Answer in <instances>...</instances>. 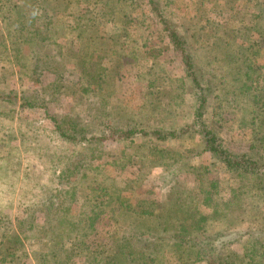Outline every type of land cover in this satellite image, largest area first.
Segmentation results:
<instances>
[{"label":"rangeland","instance_id":"rangeland-1","mask_svg":"<svg viewBox=\"0 0 264 264\" xmlns=\"http://www.w3.org/2000/svg\"><path fill=\"white\" fill-rule=\"evenodd\" d=\"M154 1L114 0L98 17L93 40L99 46L96 54L105 55L79 59L91 70L100 68L101 75L90 81L74 64L76 47L84 53L91 43L86 34L76 41L84 0H71L74 7L64 0H10L21 19L49 30L37 49L38 59L29 54L26 41L13 43L14 27L0 13V264H98L100 254H110L121 243L128 246L124 250L131 248L137 234L147 238L160 232L143 226V219L149 223L146 214L113 216L110 211L118 200L144 207L146 200L184 206L191 219L205 224L197 231L199 237H206V228L220 233L201 245L219 262L228 251L244 257L249 245L256 252L263 247L255 240L264 242V193L256 183L264 184V125L253 135L251 116L243 117L235 106L214 116L217 91L207 93V128L223 148L253 163L241 174L225 168L206 149L203 134L187 126L194 118L195 98L169 34L176 32L193 46L196 27L202 33L219 26L227 30L224 39L239 31L231 47L219 46V56L214 50L213 56L219 60L247 47L248 65L260 68L256 75L248 71L246 80H256L253 86L259 92L264 0ZM251 22L257 23L252 27ZM192 48L190 52L201 51L203 59L211 60L212 39L203 50ZM47 57L49 68L43 64ZM219 64L200 67L217 74L219 82ZM260 101L264 104V96ZM130 128L132 134H126ZM46 190L58 200L35 204ZM230 230L240 231L235 237L221 234ZM168 239H155L161 244L155 247L165 252ZM151 245L147 240L143 250ZM194 264H207L206 258Z\"/></svg>","mask_w":264,"mask_h":264},{"label":"trees","instance_id":"trees-1","mask_svg":"<svg viewBox=\"0 0 264 264\" xmlns=\"http://www.w3.org/2000/svg\"><path fill=\"white\" fill-rule=\"evenodd\" d=\"M47 1V0H46ZM65 3H69L70 7H74L71 0H64ZM87 3V7H85L82 10V14L78 16L79 23L77 28L79 29L76 32V41L82 42V36L83 35H90L87 36L89 41L91 43L86 44V47H89L87 51L83 53V50L78 49V55L76 57V63L75 65L82 68L84 73L81 75L88 79L89 81L92 80L95 75H101L100 68L97 71H94L93 69L87 68L88 65H83L85 62H80L79 59H81V56L86 55L88 58H93L95 55L100 58L102 55H97V48L99 47L96 42H94V31L93 27L98 26V19L99 16H104V10L106 8L113 7L114 0H84ZM136 1V0H131ZM147 2L151 4H155V1L153 0H147ZM10 3V0H0V13L3 22H5L7 25H12L14 27V30H12V35L14 37V42L17 43V41L24 40L26 41L29 46L31 47V51L29 52L30 55L37 54V49L39 45L44 42L48 36L45 34L49 32V30H39L36 25L33 23L34 21H31L29 19H21L19 13L17 12V6L14 3ZM32 4H37L35 1ZM101 4V5H100ZM79 9V8H77ZM95 12L97 14H95ZM140 16V15H139ZM142 16V15H141ZM32 17V16H31ZM76 18V19H78ZM128 20V17L125 16V21ZM257 23V22H256ZM256 23L251 22V26L254 27ZM203 27V26H201ZM204 28V27H203ZM194 32V39L193 46L197 49L195 50H203L205 48L206 41L210 42V39H212V45L213 49H209V52L211 54L210 59L207 61L203 59L201 51L199 53H195L193 51L190 52V50H194L191 46V43H187V39L182 38L179 36L176 32H171L169 34V38L171 42L173 43V47L175 51L179 53L180 58L182 59L181 67L184 68L185 78L188 77L190 80L191 88H192V94L195 98V103H193V109H194V118L191 123H187V126H191L192 128H197L198 132L203 134L205 143H206V149L216 156L222 164H224L225 168L232 170V171H245L250 169V167L253 165L252 161L247 159L245 155H236L235 153L227 150L226 148H223L222 145H220L219 137L212 132L210 129H208V124L203 119V114L205 112L206 104H207V93L210 94V92L216 90L215 99L216 101L219 100L217 103V106L213 108L212 114L216 117H220L219 110L221 108L235 106L238 109L241 110L243 117L245 115L251 116L250 123L252 124V132L253 135H258L260 132V129H262V125H264V104L260 101L261 98H263V94H260V91H264V75L262 77V86L260 88L259 92L255 91V88L253 84L256 80H252L251 82H248L246 80V77L248 75V71L252 72V74L256 75V70H258L260 67L258 66H249L248 60H250V52L248 51L247 47L242 48V46H239V48L234 51V54L231 56L225 55L224 58L218 57L219 46L227 45V47H231L233 42V38L236 37V35L239 33V31L236 32V35L232 37H225L223 36V33H227L226 29H222L219 26H216L215 28H211L209 31L206 30L205 32H200L202 28L196 27L195 29H192ZM210 33V37H209ZM241 37H243L245 34L240 31ZM200 36L201 38L203 36L206 37V39L209 38V40L204 39L199 40V38H196ZM224 39V40H223ZM147 41V40H146ZM202 41V44L200 43ZM94 42V43H93ZM146 43V42H145ZM200 43L199 45H197ZM79 44V43H77ZM264 45V37L261 39V43ZM92 47V48H91ZM213 50L217 53V56H213ZM45 56H49V52H44ZM250 54V56H247ZM80 57V58H78ZM250 57V58H249ZM36 58L38 59V54L36 55ZM46 59V58H45ZM49 61V57H47L46 60H44L43 64L46 65L47 68H49V64L51 62ZM92 62V61H91ZM95 62V61H94ZM98 61H96L97 63ZM212 62H219V70L221 73V81L216 82L217 80V74L205 72L201 69V64L208 65ZM42 64V65H43ZM93 68H97L95 64L91 63ZM98 64V63H97ZM218 64V63H217ZM49 65V66H48ZM52 65V64H51ZM52 67V66H51ZM94 71V72H93ZM94 75V76H93ZM80 78L82 79L83 77ZM207 78H206V77ZM226 76V77H224ZM204 77L206 79V82H203L202 78ZM99 81H102L100 79ZM236 82V83H234ZM101 83V82H100ZM219 89V94L218 90ZM218 99V100H217ZM25 101V100H23ZM28 106H33L32 103L27 102ZM24 106V104H23ZM234 108V107H232ZM55 120V118H53ZM64 119H62L63 121ZM57 121V120H55ZM243 122V121H242ZM58 127H60V124L56 122ZM134 131L133 133H135ZM63 133V132H61ZM132 134V129L126 131V134ZM73 137V136H72ZM256 175V174H255ZM255 175H253V178L255 179ZM94 176H97L95 174ZM243 179V177H240ZM254 183V182H253ZM258 186L261 189H263L264 193V184L260 185L261 181L256 182ZM174 188V187H172ZM46 194L42 193L39 197V199L36 201L35 204L44 206L45 204L49 203L51 204L52 201H57L59 196H56L55 193L53 194L49 190H46ZM244 195V191H242ZM59 195L63 196L64 193H59ZM256 195V194H255ZM259 197V195H257ZM256 197V196H255ZM254 197V198H255ZM236 198V197H234ZM238 198V195H237ZM236 198V199H237ZM208 199V198H207ZM69 201V199L67 200ZM147 204L140 205L137 202H129V204H122L121 200L117 201L115 208L113 209L112 214L113 216L116 214L120 215L122 213L132 212L133 214L142 215L141 217L144 218V214L147 215L149 223L146 222L145 219H143L144 223L143 226H147L148 229H154L156 231H160L158 234L152 233L147 238L141 236L140 234H137V238L132 242L131 248H128L124 250L126 245L119 244L118 249L112 250L110 254H100V259L98 256L95 258H98L97 261L98 264H194L195 261L199 259H205L207 261V264H222V261L230 262V264H264V242L262 240H259L256 238L257 242L260 243L261 246H263L260 249H258V252L253 251L251 249V245H249L247 248L244 249V253L242 254L244 257H240V254L237 252H226V255L223 256V258L219 262V258H211L210 254L206 253L207 247L203 248L201 245H204L203 243H209L214 238L213 235L219 236L220 233L216 232L213 233L212 231L206 230V237H199V231L200 229H204V225L201 223V220L198 218L191 219V212L189 210H184V206L180 204H166L163 206L162 204L158 203L156 200H150L149 202L146 200L144 201ZM121 203V204H120ZM36 207V206H34ZM40 207V206H38ZM51 207H46L47 212L50 211ZM146 209V210H145ZM142 210V211H141ZM247 211H249L247 209ZM246 211V212H247ZM252 214H254L253 209L251 210ZM140 212V213H139ZM92 210V217L93 214H95ZM139 213V214H138ZM48 214V213H45ZM240 215V214H239ZM91 215L88 216V218H92ZM205 217V216H203ZM237 217H239L237 215ZM49 220V218H48ZM141 220V219H140ZM188 220L190 223L188 224ZM178 222L180 223L179 229H178ZM23 225V224H22ZM31 226V224L29 225ZM259 227V226H258ZM160 229V230H159ZM199 231V232H197ZM240 230L237 232L239 233ZM261 231V230H260ZM259 231V232H260ZM236 231H223L221 232L222 235L231 234L232 236L236 235ZM190 233V234H188ZM186 235V236H185ZM188 235V236H187ZM172 236V237H171ZM165 237L171 239L169 240L170 246L169 249H165L166 251L163 252L164 248L162 249V246L160 248H156L155 245H158L154 242L155 239H164ZM187 237V238H186ZM235 237V236H234ZM207 239V240H206ZM255 239V238H254ZM147 240L150 241V244H153L149 246L147 249L143 250L144 247L147 245ZM206 242H202L205 241ZM134 245V246H133ZM161 245V244H159ZM158 245V246H159ZM6 250H8L6 248ZM100 252V251H98ZM102 252V251H101ZM169 256L174 259V261L169 259ZM62 259V258H61ZM66 258H64L65 260ZM89 261V262H88ZM84 264H92L93 261L88 260ZM63 263V262H62ZM225 263V262H224Z\"/></svg>","mask_w":264,"mask_h":264}]
</instances>
